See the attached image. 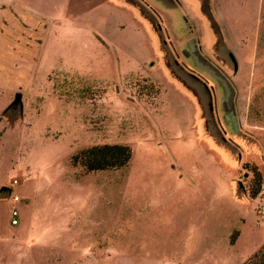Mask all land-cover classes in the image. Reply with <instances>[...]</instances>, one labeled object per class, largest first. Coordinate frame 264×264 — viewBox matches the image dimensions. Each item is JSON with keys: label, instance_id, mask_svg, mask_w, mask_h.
<instances>
[{"label": "rangeland", "instance_id": "374dc122", "mask_svg": "<svg viewBox=\"0 0 264 264\" xmlns=\"http://www.w3.org/2000/svg\"><path fill=\"white\" fill-rule=\"evenodd\" d=\"M171 1L0 0V188L20 198L0 194V264H243L264 244V0ZM107 143L126 167L72 163Z\"/></svg>", "mask_w": 264, "mask_h": 264}, {"label": "trees", "instance_id": "16d2710c", "mask_svg": "<svg viewBox=\"0 0 264 264\" xmlns=\"http://www.w3.org/2000/svg\"><path fill=\"white\" fill-rule=\"evenodd\" d=\"M132 156L130 146L124 144H98L79 150L73 157L72 163L80 165L86 172L100 170H117L128 165ZM258 182L261 175L257 173ZM254 191L252 196L257 195ZM237 234V233H236ZM235 236H231V243ZM243 264H264V244L261 248Z\"/></svg>", "mask_w": 264, "mask_h": 264}, {"label": "water", "instance_id": "95a60500", "mask_svg": "<svg viewBox=\"0 0 264 264\" xmlns=\"http://www.w3.org/2000/svg\"><path fill=\"white\" fill-rule=\"evenodd\" d=\"M163 1H164V0H163ZM167 1L169 2V3H168L169 6H170V5H171V6H175L174 3H173L171 0H167ZM232 61H233V64H234V70H236L237 67H238V64H237V61H236V59L234 58V56L232 57ZM21 97H22V93H21V92H17V93H15L14 101H18V100H20ZM212 108H213V106H212V102H209V104H208V110H209L210 112H212ZM247 175H248L247 173L244 174V176H247ZM242 188H243L242 183L239 182V188H238V189H242ZM10 191H11V189H9L8 187H5V186H2V187L0 188V194H3V195L9 194Z\"/></svg>", "mask_w": 264, "mask_h": 264}, {"label": "flooded vegetation", "instance_id": "af4514ba", "mask_svg": "<svg viewBox=\"0 0 264 264\" xmlns=\"http://www.w3.org/2000/svg\"><path fill=\"white\" fill-rule=\"evenodd\" d=\"M195 60L196 59H198V57L195 55L194 57H193ZM195 78V77H194ZM195 79H197V78H195ZM194 82H197V80H193ZM203 86V85H202ZM203 90H204V92H205V96H206V100H207V105L209 104V102H212V106H213V99H212V96H211V94H210V92H209V90L205 87V86H203ZM206 90H207V92H206ZM19 108V103H18V101H13V102H11L10 103V105H9V109H11V110H16V109H18ZM212 110H213V108H212Z\"/></svg>", "mask_w": 264, "mask_h": 264}, {"label": "built area", "instance_id": "2783aa9c", "mask_svg": "<svg viewBox=\"0 0 264 264\" xmlns=\"http://www.w3.org/2000/svg\"><path fill=\"white\" fill-rule=\"evenodd\" d=\"M15 183H17V181H15L12 185H14ZM10 197L14 202L20 201V198L17 194H12V189L10 192ZM10 222L12 225L17 224L18 222V211L16 209L11 210L10 212Z\"/></svg>", "mask_w": 264, "mask_h": 264}]
</instances>
